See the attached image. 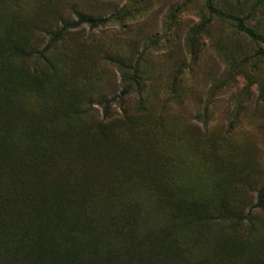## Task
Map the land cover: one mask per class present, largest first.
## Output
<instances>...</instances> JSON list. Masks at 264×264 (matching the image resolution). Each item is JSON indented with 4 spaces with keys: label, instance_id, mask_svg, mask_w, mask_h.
<instances>
[{
    "label": "rangeland",
    "instance_id": "rangeland-1",
    "mask_svg": "<svg viewBox=\"0 0 264 264\" xmlns=\"http://www.w3.org/2000/svg\"><path fill=\"white\" fill-rule=\"evenodd\" d=\"M214 5L264 36V0ZM79 15L104 23L71 29L49 49L50 33ZM262 50L205 0H0V104L74 144L78 129L103 121L102 100L130 88L98 134L114 191L95 196L92 210L142 208L157 230L170 215L227 210L225 221L178 220L186 257L263 264ZM125 117L126 129L116 127ZM253 208L249 220L234 217Z\"/></svg>",
    "mask_w": 264,
    "mask_h": 264
},
{
    "label": "trees",
    "instance_id": "trees-1",
    "mask_svg": "<svg viewBox=\"0 0 264 264\" xmlns=\"http://www.w3.org/2000/svg\"><path fill=\"white\" fill-rule=\"evenodd\" d=\"M205 2L212 14L234 22L240 32L263 45L264 63V36L244 17L218 9L214 0ZM102 23L79 15L50 33L49 49L71 29L86 24L97 28ZM129 93L127 87L121 95L103 99V121L78 129L74 144L68 142L67 133L61 138L55 130H41L34 118L19 123L10 103L0 104V264H192L174 233L178 220L225 221L227 210L219 211L218 217L187 212L179 218L168 216L165 227L157 230L145 222L142 208L108 217L92 210L95 196L107 197L114 191L106 181L109 174L100 149L105 136L98 134L110 129L113 106L123 103ZM129 122L125 117L116 127L126 129ZM263 200L261 191L255 207L263 208ZM253 215L254 208L246 216L234 217L242 222Z\"/></svg>",
    "mask_w": 264,
    "mask_h": 264
}]
</instances>
